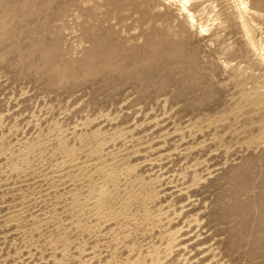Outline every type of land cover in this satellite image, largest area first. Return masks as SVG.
I'll list each match as a JSON object with an SVG mask.
<instances>
[{"label":"rangeland","instance_id":"374dc122","mask_svg":"<svg viewBox=\"0 0 264 264\" xmlns=\"http://www.w3.org/2000/svg\"><path fill=\"white\" fill-rule=\"evenodd\" d=\"M203 1L0 0V264H264V62Z\"/></svg>","mask_w":264,"mask_h":264},{"label":"bare ground","instance_id":"6f19581e","mask_svg":"<svg viewBox=\"0 0 264 264\" xmlns=\"http://www.w3.org/2000/svg\"><path fill=\"white\" fill-rule=\"evenodd\" d=\"M173 2H176L179 6L180 12L182 15H184L186 21L194 26L198 25L199 29H204L206 26L202 25L201 21L206 15L205 7H204V1L202 0H170ZM235 5V10L237 11L236 14V20L239 21L240 26L242 30L244 31V34L247 37V40L249 42V45L258 51L259 57L264 62V50L261 47V45H257L255 43L254 39L251 36V28L250 23L247 21L246 17L248 12L250 11L247 2L245 0H233ZM209 15V13H207Z\"/></svg>","mask_w":264,"mask_h":264}]
</instances>
